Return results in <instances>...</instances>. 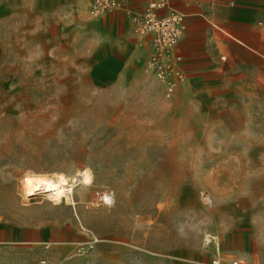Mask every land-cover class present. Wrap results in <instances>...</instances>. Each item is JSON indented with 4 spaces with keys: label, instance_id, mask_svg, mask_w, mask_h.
I'll return each instance as SVG.
<instances>
[{
    "label": "rangeland",
    "instance_id": "rangeland-1",
    "mask_svg": "<svg viewBox=\"0 0 264 264\" xmlns=\"http://www.w3.org/2000/svg\"><path fill=\"white\" fill-rule=\"evenodd\" d=\"M8 1L0 222L83 237L0 247V264H264V68L207 69L170 98L151 75L98 83L73 32L58 38L74 17L57 23ZM33 175L63 179L70 198L31 195Z\"/></svg>",
    "mask_w": 264,
    "mask_h": 264
},
{
    "label": "crops",
    "instance_id": "crops-1",
    "mask_svg": "<svg viewBox=\"0 0 264 264\" xmlns=\"http://www.w3.org/2000/svg\"><path fill=\"white\" fill-rule=\"evenodd\" d=\"M91 1L11 0L4 7L24 10L21 14L55 17L57 23V17H74L72 26L61 27L58 38H69L73 32V42L87 48L82 63L98 83L123 80L133 74L151 75L145 70L150 54L148 43L138 34L135 23L147 0H125L120 8L98 16L91 14ZM168 2L160 14L176 11L185 16L187 28L176 53L184 59L186 78L234 62L264 68V0ZM82 237L76 227L0 222V247L67 246L80 244Z\"/></svg>",
    "mask_w": 264,
    "mask_h": 264
},
{
    "label": "built area",
    "instance_id": "built-area-1",
    "mask_svg": "<svg viewBox=\"0 0 264 264\" xmlns=\"http://www.w3.org/2000/svg\"><path fill=\"white\" fill-rule=\"evenodd\" d=\"M125 0H92L91 14L98 16L120 8ZM168 0H147L144 11L135 17L138 34L147 40L150 50L145 70L165 86V96L172 97L186 75L184 59L176 48L185 36V16L176 11L159 12L168 6ZM46 264V260L40 261ZM212 264H222L213 259ZM233 264H240L238 260Z\"/></svg>",
    "mask_w": 264,
    "mask_h": 264
},
{
    "label": "bare ground",
    "instance_id": "bare-ground-1",
    "mask_svg": "<svg viewBox=\"0 0 264 264\" xmlns=\"http://www.w3.org/2000/svg\"><path fill=\"white\" fill-rule=\"evenodd\" d=\"M27 184L28 189L30 187L31 195H35L38 191H41V193L47 194L49 197L56 200L62 199L64 196H67L69 199L73 192L71 187L68 188L64 184L63 179L58 180L50 177L33 175L29 177Z\"/></svg>",
    "mask_w": 264,
    "mask_h": 264
}]
</instances>
